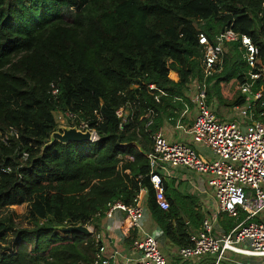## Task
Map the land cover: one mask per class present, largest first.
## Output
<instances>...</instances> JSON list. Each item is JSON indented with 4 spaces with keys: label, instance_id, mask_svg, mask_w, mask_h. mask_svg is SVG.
<instances>
[{
    "label": "trees",
    "instance_id": "16d2710c",
    "mask_svg": "<svg viewBox=\"0 0 264 264\" xmlns=\"http://www.w3.org/2000/svg\"><path fill=\"white\" fill-rule=\"evenodd\" d=\"M228 29L250 38L254 67L239 40L223 44L207 97L240 107L250 84L260 94L252 116L264 120V0H0V212L25 207L31 225L0 218V264H94L101 242L61 228L92 224L114 202L133 205L141 188L167 240L189 245L202 221L196 202L179 205L164 184L161 211L146 155L162 120L182 106L172 98L202 80L198 34L213 43ZM151 85L168 97L156 103ZM56 111L76 115L98 140L49 144ZM120 231L128 244L137 238L129 220Z\"/></svg>",
    "mask_w": 264,
    "mask_h": 264
},
{
    "label": "built area",
    "instance_id": "2783aa9c",
    "mask_svg": "<svg viewBox=\"0 0 264 264\" xmlns=\"http://www.w3.org/2000/svg\"><path fill=\"white\" fill-rule=\"evenodd\" d=\"M237 40L244 50L243 58L246 64L252 69L257 49L247 36H239L228 29L215 36L211 43L204 34H198L202 80H189L184 92V95L193 93L191 103L195 105L196 115L188 129L176 124L178 129L191 136L193 144L205 148L212 160L204 159L190 145L168 142L159 131L151 135L152 151L146 155L149 164L148 178L155 203L161 211H167L169 208L163 176L175 169L206 176L207 185L213 193L209 203L211 212L203 218L200 228L189 235V245L177 250V258L180 261L212 257L214 264H221L229 261V255L264 261V222H246L259 209L264 208V121H252L250 116L251 102L258 99L260 94H253L250 84L240 88L245 103L234 108L241 119L238 122L220 119L211 106L206 105V82L220 70L222 45ZM248 75L250 80L259 78V74L249 72ZM149 91L156 103H159L161 98L168 97L154 85L149 86ZM56 93L57 90L53 88L51 95ZM174 101L183 105L181 116L188 112L189 105L183 98L176 97ZM55 113L60 114L59 119L62 120L56 131L60 127H66L68 123L69 127H76L82 132L90 131L93 134L92 142L98 140L96 132L70 112H54L56 125ZM152 113L149 110L146 117L152 116ZM116 116L124 121V109L116 111ZM240 190H246L255 197L259 203L257 210H252L236 200V193ZM145 195V190L141 188L133 205L126 206L121 202L109 204L104 217L111 219L116 211H121L139 233V237L129 247L131 252L136 253L134 264H170L158 241L144 230L143 220L147 214ZM240 208L248 214V219L237 224L229 233L215 236L213 233L217 220L222 216L238 218ZM93 237L95 242L101 241L100 235L93 234ZM104 252V246L100 245L94 264H108V260L103 259ZM236 263L240 264L235 261Z\"/></svg>",
    "mask_w": 264,
    "mask_h": 264
},
{
    "label": "crops",
    "instance_id": "0c3cea01",
    "mask_svg": "<svg viewBox=\"0 0 264 264\" xmlns=\"http://www.w3.org/2000/svg\"><path fill=\"white\" fill-rule=\"evenodd\" d=\"M192 96L193 93L188 92L186 95H184V97H181L189 105V109L186 114L181 116L183 110L182 105L178 111L174 110L172 112V117L170 116L168 118H164L156 131L161 132L163 137L168 142L183 143L192 146L199 155L203 156L204 159L210 161L212 160V156L210 155V153L205 148L193 144L191 136L176 127V124H180L185 129L191 127L194 117L196 115L195 105L191 103ZM174 98H172V104L177 103L176 101H174ZM216 103L217 101L213 96L211 99H208L207 97L206 105L211 106V108L215 111L217 117L225 121L238 122L241 120L238 116L237 111L234 110V108L220 107L223 110L218 115L217 109L219 110L220 108L216 107ZM250 116L252 121L255 120L252 116V113H250ZM132 146H134L138 150L139 146H137L136 144H132ZM142 155H145V153ZM163 180L164 184L168 185L171 189L169 197L176 196L177 203H179V205H182L186 201V199L194 200L196 202L195 209L202 215V220L208 214V212H211L209 209V203L211 202L213 193L207 185L206 176L198 175L196 173H192L184 169H175L169 172L168 175H164ZM144 200L147 206V192ZM236 200L242 205L248 206L252 210H257V208L259 207V203L256 201L255 197L251 193H248L246 190L238 191L236 193ZM246 219H248V214L244 212L241 208L239 211V216L236 219L228 218L227 216H222L215 223V231L213 234L215 236L227 234L234 227H236L237 224L245 221ZM126 220L128 219L125 213L121 211H116L111 219L103 217L99 220H94V222H92V224L90 225L92 230L90 231L91 234H97L101 236L100 242L101 245H103L105 248L103 259L108 260V264H134L136 253H133L129 250L131 243L128 244L124 241V238L120 231L122 225ZM231 220H233V222ZM143 221L145 232L151 234L158 241L160 248L162 249L166 257L169 259L170 264H214V260L212 257H204L198 260L180 261L177 258V250L179 247L171 244L167 240L162 229L153 220L148 210V207L147 214L145 215ZM246 222H264V208H262L261 210L259 209ZM186 224H188L187 221ZM200 226L201 224L199 225V228ZM198 229H190L189 235ZM137 237H139L138 232ZM228 257L229 261L223 262L221 264H235V261L239 262L240 264L252 263L245 257L243 258L240 256L230 255ZM235 257H237V260H235Z\"/></svg>",
    "mask_w": 264,
    "mask_h": 264
},
{
    "label": "water",
    "instance_id": "95a60500",
    "mask_svg": "<svg viewBox=\"0 0 264 264\" xmlns=\"http://www.w3.org/2000/svg\"><path fill=\"white\" fill-rule=\"evenodd\" d=\"M92 133L88 130L80 131L76 127H60L57 131H53L49 137V144L58 142L60 144L68 143H84L92 142ZM141 154H144L142 149L138 147ZM63 232L79 233L83 235L91 234L90 230L84 225H77L75 227L61 228Z\"/></svg>",
    "mask_w": 264,
    "mask_h": 264
},
{
    "label": "rangeland",
    "instance_id": "374dc122",
    "mask_svg": "<svg viewBox=\"0 0 264 264\" xmlns=\"http://www.w3.org/2000/svg\"><path fill=\"white\" fill-rule=\"evenodd\" d=\"M216 107L220 108L221 106H219L217 103L215 104ZM223 109H217V114L219 115V113H221ZM55 119L57 121V126H61V123H62V120L59 119V116L60 114L58 113H55ZM64 123V122H63ZM65 125V124H64ZM66 127H69L68 123H67V126ZM26 208L23 207L21 209H8V210H5L3 212H0V218H10V220L18 227H25V228H29L31 227L30 224H28L27 220L25 219L26 218ZM233 222V220H231ZM94 222V221H93ZM91 224H89L88 226L86 225V227L90 230H91ZM96 235V234H95ZM244 258V257H243ZM239 259V258H238ZM242 259V258H241ZM248 259L250 262H252L251 264H264L263 262L264 261H261V260H257V259H251V258H246ZM235 260H237V257H235ZM234 260V261H235Z\"/></svg>",
    "mask_w": 264,
    "mask_h": 264
}]
</instances>
